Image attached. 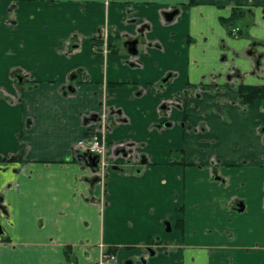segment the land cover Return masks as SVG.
<instances>
[{
  "label": "crops",
  "instance_id": "obj_1",
  "mask_svg": "<svg viewBox=\"0 0 264 264\" xmlns=\"http://www.w3.org/2000/svg\"><path fill=\"white\" fill-rule=\"evenodd\" d=\"M241 84L264 85V0H0V264H100V243L264 264V107ZM95 131L142 160L92 187Z\"/></svg>",
  "mask_w": 264,
  "mask_h": 264
},
{
  "label": "built area",
  "instance_id": "obj_2",
  "mask_svg": "<svg viewBox=\"0 0 264 264\" xmlns=\"http://www.w3.org/2000/svg\"><path fill=\"white\" fill-rule=\"evenodd\" d=\"M239 30L238 27H235L232 29L233 33H237ZM107 111L104 109L103 113L101 115V119L107 121ZM77 147L82 151V152H89V153H94L98 154L100 156V161H99V169H98V174L101 177L102 180V185H104V180L106 177V172L110 166V164L114 161H117L119 158L123 157L122 155H117L114 150H111L108 148L106 142H105V135L103 131H95L93 133H89L87 136L84 138L80 139L77 142ZM139 154L136 151V148H133L126 158H129L133 162H137L139 159ZM101 246V261L100 264H116L117 262V255L116 253L111 250L108 252L105 248V245L100 244Z\"/></svg>",
  "mask_w": 264,
  "mask_h": 264
},
{
  "label": "trees",
  "instance_id": "obj_3",
  "mask_svg": "<svg viewBox=\"0 0 264 264\" xmlns=\"http://www.w3.org/2000/svg\"><path fill=\"white\" fill-rule=\"evenodd\" d=\"M238 18V12L234 10L232 16L228 19H223V22L225 23H231ZM233 24V23H232ZM236 26H233L234 28ZM234 35V33L232 32ZM240 34V32H239ZM102 40H95L94 46L96 48V52H102ZM108 45V44H107ZM239 95L241 98L242 104H253L257 101L262 102V106L264 107V85H247V84H241L238 87Z\"/></svg>",
  "mask_w": 264,
  "mask_h": 264
},
{
  "label": "flooded vegetation",
  "instance_id": "obj_4",
  "mask_svg": "<svg viewBox=\"0 0 264 264\" xmlns=\"http://www.w3.org/2000/svg\"><path fill=\"white\" fill-rule=\"evenodd\" d=\"M235 28V27H234ZM239 28V27H238ZM233 29V28H232ZM233 32V31H232ZM239 32H240V28H239V30H238V32L235 34L234 33V35L235 36H239ZM102 52L104 51V49L106 48V45L105 44H103L102 45ZM96 49V48H95ZM101 118V117H100ZM93 133V132H92ZM105 142H106V144H107V146H108V148H109V145H108V142H107V140L105 139ZM132 146H133V144H132ZM77 149L78 150H80L78 147H77ZM133 148H130V149H124L125 151H124V155H122L123 157H121V158H124V159H127L125 156H127V154H129L130 152H131V150H132ZM81 151V150H80ZM82 152V151H81ZM83 153V155H84V157H85V155H86V153L85 152H82ZM87 153H89V152H87ZM116 153V152H115ZM92 154H94V153H92ZM97 156H98V163H97V170L95 171V172H93V177L94 176H98L99 177V179H98V182H100L101 181V177L99 176V174L97 173L98 172V169H99V161H100V156L98 155V154H96ZM120 159V158H119ZM119 159L117 160V161H114V162H112L111 164H110V166H109V168L112 166V165H117L118 164V162H119ZM141 160H142V155H140L139 156V159H138V161L137 162H133L131 159L130 160H128L129 161V163H134V164H138V163H140L141 162ZM143 164V163H142ZM108 168V169H109ZM141 169V168H140ZM137 172H140L139 170H137ZM105 179H106V177H105ZM104 182H105V180H104ZM100 244H103V245H105V248H106V250L108 251V252H110L111 250H113L114 252H115V248L114 247H111V246H108V245H106L105 243H100ZM99 247H100V260H99V263H100V261H101V257H102V253H101V246L99 245ZM116 253V252H115ZM117 255V254H116ZM118 263V259H117V262H116V264Z\"/></svg>",
  "mask_w": 264,
  "mask_h": 264
},
{
  "label": "water",
  "instance_id": "obj_5",
  "mask_svg": "<svg viewBox=\"0 0 264 264\" xmlns=\"http://www.w3.org/2000/svg\"><path fill=\"white\" fill-rule=\"evenodd\" d=\"M177 13H178V11H173L171 13H167L166 17H167V19L172 20L176 16ZM133 43H135V42H133ZM132 52L136 53V50L133 49ZM85 158H86L88 166L90 167L92 172H95L97 170L98 156L96 154L86 153ZM142 163L145 164V161H142ZM98 179H99L98 176H94L91 179H88V181H89L90 185L92 187H94V185L98 182ZM3 234H4V232H3V228H2V224H1V220H0V238L2 237Z\"/></svg>",
  "mask_w": 264,
  "mask_h": 264
},
{
  "label": "rangeland",
  "instance_id": "obj_6",
  "mask_svg": "<svg viewBox=\"0 0 264 264\" xmlns=\"http://www.w3.org/2000/svg\"><path fill=\"white\" fill-rule=\"evenodd\" d=\"M100 183H103L102 180L100 181Z\"/></svg>",
  "mask_w": 264,
  "mask_h": 264
}]
</instances>
